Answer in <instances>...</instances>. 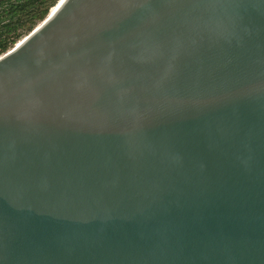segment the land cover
Instances as JSON below:
<instances>
[{"label":"water","instance_id":"obj_1","mask_svg":"<svg viewBox=\"0 0 264 264\" xmlns=\"http://www.w3.org/2000/svg\"><path fill=\"white\" fill-rule=\"evenodd\" d=\"M51 9L0 55V264H264V0Z\"/></svg>","mask_w":264,"mask_h":264},{"label":"trees","instance_id":"obj_2","mask_svg":"<svg viewBox=\"0 0 264 264\" xmlns=\"http://www.w3.org/2000/svg\"><path fill=\"white\" fill-rule=\"evenodd\" d=\"M58 0H0V55L10 50L48 15Z\"/></svg>","mask_w":264,"mask_h":264},{"label":"bare ground","instance_id":"obj_3","mask_svg":"<svg viewBox=\"0 0 264 264\" xmlns=\"http://www.w3.org/2000/svg\"><path fill=\"white\" fill-rule=\"evenodd\" d=\"M54 9V7L51 9V11Z\"/></svg>","mask_w":264,"mask_h":264},{"label":"snow or ice","instance_id":"obj_4","mask_svg":"<svg viewBox=\"0 0 264 264\" xmlns=\"http://www.w3.org/2000/svg\"><path fill=\"white\" fill-rule=\"evenodd\" d=\"M61 2H63V0H61Z\"/></svg>","mask_w":264,"mask_h":264}]
</instances>
